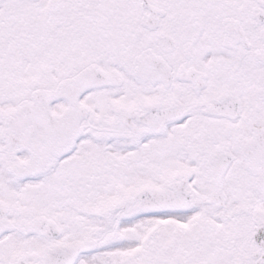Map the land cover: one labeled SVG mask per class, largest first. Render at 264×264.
Returning a JSON list of instances; mask_svg holds the SVG:
<instances>
[{"label":"snow or ice","instance_id":"6c2138e0","mask_svg":"<svg viewBox=\"0 0 264 264\" xmlns=\"http://www.w3.org/2000/svg\"><path fill=\"white\" fill-rule=\"evenodd\" d=\"M0 264H264V0H0Z\"/></svg>","mask_w":264,"mask_h":264}]
</instances>
